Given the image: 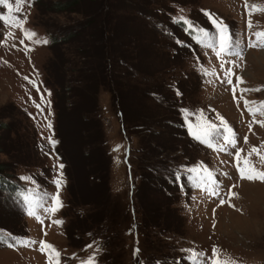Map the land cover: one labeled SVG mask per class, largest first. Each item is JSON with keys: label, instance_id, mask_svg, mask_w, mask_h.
<instances>
[{"label": "rangeland", "instance_id": "374dc122", "mask_svg": "<svg viewBox=\"0 0 264 264\" xmlns=\"http://www.w3.org/2000/svg\"><path fill=\"white\" fill-rule=\"evenodd\" d=\"M9 3L0 264H50L41 240L59 264H211L214 247L232 264H264V180L238 171L264 172V47L249 46L264 32V0ZM213 21L231 37L219 57L197 40L204 29L216 42ZM201 114L218 126L215 148L189 132ZM193 167L212 172L214 193L190 179ZM28 191L62 207L30 216L19 196Z\"/></svg>", "mask_w": 264, "mask_h": 264}, {"label": "snow or ice", "instance_id": "6c2138e0", "mask_svg": "<svg viewBox=\"0 0 264 264\" xmlns=\"http://www.w3.org/2000/svg\"><path fill=\"white\" fill-rule=\"evenodd\" d=\"M24 2V0H16V4H17V8L16 11L19 12L20 11V7L19 5H21ZM0 4H3L5 6L8 7L9 12L12 11V5L9 3V0H0ZM247 7V5H245ZM254 9L256 8V6H252ZM184 23L188 24L189 28H192L193 26L191 25V23L184 17L180 18ZM0 20H4L5 22L8 21V17L6 16H0ZM213 24L216 25L217 28V34H216V42L213 43V37L211 36V34L207 31H205L204 29H199V32L202 34L200 37H197V40L199 43L204 44L206 47H211L216 51V55L219 57L222 53L226 52L229 50L230 45H231V37L227 34L226 31V26L222 25V24H218L216 23V21H213ZM249 26H251L249 24ZM22 27V25H21ZM25 35L26 36H34L35 33H31L25 30ZM255 36L257 37V43L256 44H252L250 42L249 46H259V47H264V32H257L255 33ZM231 70H229L230 72ZM237 80L239 81L240 78L237 77ZM229 84L232 83V81L229 79L228 81ZM246 105L248 104V102H245ZM262 107H264V105H262ZM186 111V110H185ZM249 112H253L252 108H249ZM262 115H264V112L261 113ZM200 122L198 124H196L195 126L192 123L188 124V128H189V132L191 135H193L196 139L201 140L202 143L207 144L209 147H213L215 148L216 145L213 143L214 139L218 138V126L211 123L210 121L206 120L203 118L202 114L200 116ZM219 119L223 122V117H219ZM262 124H264V121L260 122ZM49 127H51V125H49ZM50 142L55 144L56 142L54 140H51ZM223 141L225 142V144H232L235 145V134L233 133L232 129L230 127H228V125L226 124V122H224V134L222 136ZM247 141V138L245 137V142ZM219 150L223 151L224 150V146L220 145L219 146ZM253 152H257L256 148L252 149ZM239 151H237L236 156L237 159H239ZM262 159H264V157H262ZM247 160H245V164H247ZM60 167H63V165H60ZM189 172L194 173L195 176L194 177H190V179H195L197 181V186L198 187H208L209 184H214L215 180L213 178L212 172L209 171L207 168H197V167H193L188 169ZM201 171L204 172V175H201ZM238 171L241 174L242 178H247L249 180L252 179H260V180H264V172H256L254 169L249 168L248 171H245V168H241L238 166ZM177 179H179V175H177L176 177ZM21 179L23 180H29V177H21ZM56 185H57V189H59L60 186V181L57 180L55 181ZM208 190L210 192H215V190L211 187H208ZM230 195H235V193H230ZM19 196L22 198L23 202L27 205V209H28V215L33 216L36 215L35 213V209L37 207H41L43 208L44 211L46 212H52L55 213L58 210V207H62V204L60 203L58 196H52L51 200H52V207L49 208L46 205H44L41 202V199L37 196H34L32 194L31 191L28 192H21L19 193ZM221 203H223V200H221ZM36 219L39 220V216H36ZM54 223L56 224H62V221L60 220H56L54 221ZM41 244V251H43L45 248L49 249L51 252V260H50V264H59V256L60 253L57 252L52 245L50 244H46L43 240L40 241ZM91 247V246H89ZM139 252V249H137V253ZM195 255V254H194ZM83 264H94V257H89V259L85 262H83ZM211 264H232V262L228 261V260H223L219 257L216 248L214 247L212 249V261Z\"/></svg>", "mask_w": 264, "mask_h": 264}, {"label": "trees", "instance_id": "16d2710c", "mask_svg": "<svg viewBox=\"0 0 264 264\" xmlns=\"http://www.w3.org/2000/svg\"><path fill=\"white\" fill-rule=\"evenodd\" d=\"M67 5H69V3L68 4H66L65 6H67ZM1 179H4L1 175H0V180ZM5 184H6V181L4 182ZM7 185H8V182H7ZM16 187H14L13 189H15ZM17 189V188H16ZM13 191V190H12ZM113 222V221H112ZM114 223V222H113ZM98 224H100V226H98L97 228L98 229H103V226L101 225L102 223H101V221H100V223H98ZM98 224H96V225H98ZM102 226V227H101ZM100 231H102V230H100Z\"/></svg>", "mask_w": 264, "mask_h": 264}]
</instances>
